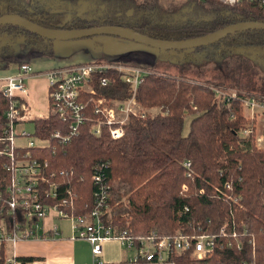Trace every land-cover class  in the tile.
Returning <instances> with one entry per match:
<instances>
[{"label":"trees","instance_id":"1","mask_svg":"<svg viewBox=\"0 0 264 264\" xmlns=\"http://www.w3.org/2000/svg\"><path fill=\"white\" fill-rule=\"evenodd\" d=\"M25 1L0 0V15L17 13L46 28L123 25L170 41L204 36L238 22H264L260 0H243L235 5L191 0L197 10L211 9L210 19L160 14L157 0H96L108 6L101 20L92 25L78 15L68 20L64 12L20 8V2ZM3 35L23 39L29 48L46 55L54 53L53 40L19 26L0 25V38ZM250 47L264 51L263 29L235 32L212 45L189 49L184 61L173 65L174 72L167 71L168 64L161 69L155 63L145 68L136 92L125 81L123 71H104L107 86L100 84L101 74H96L93 86L98 96L127 100L135 93L145 116L131 115L124 125V135L113 139L108 125H102L100 135L94 134L96 117L90 103V121L63 143L53 133L66 131L67 124L51 106L49 118L38 120L34 132L47 144L18 148L16 160L30 151V159L43 164V190L49 184H58L57 198L48 199L49 203L67 198L62 208L70 214L88 216L97 204L95 193L105 186L108 198L103 220L117 233L127 229L135 238L151 233L158 237H174L177 233L214 237V253L205 263L186 251L172 256L175 264H264V146H257L256 118H249L244 106V99L253 96L264 103V73L248 56ZM16 52L14 45L0 44V69L16 62ZM210 58L214 63L205 66ZM208 75L215 80L207 79ZM229 87L237 93L233 95ZM90 96L84 93L82 99ZM11 104L12 98L0 91V134ZM154 107L157 112L153 114ZM187 118L190 129L185 133ZM247 130L248 135L244 133ZM3 162L10 160L0 157V188L5 192L13 172L4 169ZM96 176L101 177L99 181ZM125 197L126 206L122 202ZM108 206L112 208L110 218ZM5 220L10 221L8 217ZM5 249L0 247V264H7ZM18 261L44 264L34 257H18Z\"/></svg>","mask_w":264,"mask_h":264},{"label":"built area","instance_id":"2","mask_svg":"<svg viewBox=\"0 0 264 264\" xmlns=\"http://www.w3.org/2000/svg\"><path fill=\"white\" fill-rule=\"evenodd\" d=\"M228 5H235L243 0H221ZM264 5V0H260ZM129 68L126 63H109L105 61L94 63H80L48 72L49 98L52 108L59 118L67 124L66 131L56 130L53 136L60 142H69L78 135L80 126L90 121L91 115L87 112L90 103L93 104L95 125L94 134L100 135L102 125H108L110 135L118 139L124 135L125 120L131 115H142L141 107L134 95L127 100L109 99L98 96L97 89L93 86V78H99L102 86L108 85V78L102 75L108 69H117L124 72V79L129 83L134 92L142 81L145 69L134 66ZM30 63H22L19 72L10 75L0 83V91L5 97L12 98V104L5 113L6 123L0 134V157L6 156L10 162H3L4 169L13 172L12 182L5 192L0 188V247L5 246L7 264H19L16 246L21 241L42 238L40 230L44 229L43 222L51 215L66 218L72 221L71 229L73 238L85 239L92 246L93 262L85 264H175L171 261L173 255L192 251V257L204 262L216 247L214 237L201 234L197 237L177 233L174 237H158L157 233L135 238L127 229L119 231L103 220V210L107 206V188L95 193L97 204L90 214L75 215L66 212L62 206L68 203L64 198L59 203L50 204L48 199L57 198L58 184L52 183L48 188L42 176L43 164L30 159V151H26L22 158L16 160V151L19 149L44 146L42 141L34 134L21 127V123L28 119V104L23 100L27 92L25 81L33 74ZM84 93L91 96L83 100ZM249 98L244 99V103ZM49 118V117H48ZM5 144V146H4ZM47 162L44 166H47ZM54 176V174H52ZM100 176H96L99 181ZM69 196L72 195L71 191ZM70 203L72 198L69 199ZM107 209V207H106ZM9 218L7 223L5 220ZM225 227V226H224ZM52 231L60 234L57 225ZM117 239L132 253L127 260L121 262H108L103 259V243L105 240ZM205 263V262H204Z\"/></svg>","mask_w":264,"mask_h":264},{"label":"rangeland","instance_id":"3","mask_svg":"<svg viewBox=\"0 0 264 264\" xmlns=\"http://www.w3.org/2000/svg\"><path fill=\"white\" fill-rule=\"evenodd\" d=\"M219 1L222 2L221 0ZM157 2L159 4V9L161 12L160 14H169L170 12V14L176 17H194L198 19H210L212 17L211 9L197 10V8L195 9V5L191 4V2H193L191 0H157ZM222 3L228 5L224 2ZM107 6L108 3H102L101 1L96 2V0H26L25 2H20V8L28 7L31 9H35L36 7H43L47 11L49 10L52 12H64L68 17V20H70L72 15H78V17L85 19L90 25L101 20L102 16L106 12L105 8ZM196 7H198V4H196ZM14 40H16L17 42ZM0 44L14 45L18 49V52H16V54H18V56L21 55L22 58H24L25 54L29 51L32 55L35 56L34 58H36V56L38 55H41L44 62L37 63V61L33 60V63L35 64L36 69L40 70L42 73H47L55 69L75 65L73 63H94L98 61L99 58L103 57L104 53L110 55L107 56V59H104L103 61L109 60V62H114V60L110 59V57H113L114 59L117 58L116 61H123L128 64L129 68H133L130 66H134L139 69L152 67L155 63L158 64L161 69H163V66L168 64L169 66L167 67V71L174 72L175 70L173 68V65L184 61L185 52L190 51L156 50L134 41L104 35L87 37L71 41L54 40V56H48L42 50L30 49L27 45H24L26 43L23 41V39L21 41L20 38L15 39L10 35H3L0 38ZM255 48L258 47L247 48L251 49L249 52H247V54L253 59L260 71L264 73V51L263 49ZM199 56L200 55L197 54V64H200ZM205 60L206 59H203L202 63H204ZM213 63L214 58H210V61L204 65L209 66ZM13 64H11L13 65L12 68L8 65L3 66L0 69V83L9 75L17 73V65H15V63ZM197 77L202 79V76L200 75H197ZM207 79L215 80L213 75H208ZM229 91H231L233 95L237 93V90L235 88L229 87ZM258 92L259 91H257V93ZM247 100L248 102L246 104L244 103L245 113L249 118H256L257 146H264V140H260V138H263L264 130V103L258 101L257 98L254 96ZM147 110L148 109H145V111L143 112H146ZM151 110V112L154 114L157 112V107H154ZM128 121L129 119H126L125 123L127 124ZM189 125L190 119L187 118L185 124V133L189 132ZM27 128V130L33 133V131L35 130V125L33 123H30ZM244 133L248 135L250 133V130H247ZM122 202H124L125 206L127 205L126 197L122 200ZM107 212L108 218L112 217L111 206H108ZM63 219L64 220L59 222V225L62 227L63 233H65V237H67L66 235H69V230L70 226L72 225V221L67 220L66 218ZM177 232H180V230H177Z\"/></svg>","mask_w":264,"mask_h":264},{"label":"crops","instance_id":"4","mask_svg":"<svg viewBox=\"0 0 264 264\" xmlns=\"http://www.w3.org/2000/svg\"><path fill=\"white\" fill-rule=\"evenodd\" d=\"M109 55L110 54L104 53V56L99 58L98 61L100 62L104 59H107V56ZM48 56H54V53L53 55ZM34 57L35 56L32 55L30 51L25 54L24 58H22L21 55L18 56L17 54V60L15 62V65H17L16 72H19L20 66L24 62L30 63L34 70L33 74L27 77L25 81L27 92L25 93V96H22L23 100H25L28 104V120L24 123H21V127L26 129H28L27 127L30 125V123L35 125L38 120L47 119L51 110V102L49 98V77L47 75L48 72L42 73L40 70L36 69L33 60L37 61V63H43L44 60L42 59L41 55L36 56V58ZM110 59L114 61L117 60V58L114 59L113 57H110ZM13 65H10L9 67L12 68ZM262 139L263 138H260V140ZM60 221L62 220L55 214H51L43 222L44 229L40 230L42 238L25 240L18 243L16 246L17 256L42 259L44 264L92 263L94 258L90 242L85 239L73 238L71 226L69 235H66L67 237H65V233H63V229L59 225ZM55 225H57L60 229L59 235H56L52 231ZM130 256H132V253L124 247L121 241L117 239H109L104 241V260L108 262H121L127 260Z\"/></svg>","mask_w":264,"mask_h":264},{"label":"water","instance_id":"5","mask_svg":"<svg viewBox=\"0 0 264 264\" xmlns=\"http://www.w3.org/2000/svg\"><path fill=\"white\" fill-rule=\"evenodd\" d=\"M0 25L19 26L31 33L37 34L38 36L53 41H71L87 37L104 35L119 37L122 39L137 42L139 44L145 45L156 50L166 51H181L205 47L212 45L213 43L235 32L250 29L264 30V22L246 21L231 24L223 29L209 33L204 36L189 38L185 40L170 41L152 38L148 35L142 34L132 28L123 25L102 24L85 28L73 29L46 28L17 13H5L0 15Z\"/></svg>","mask_w":264,"mask_h":264}]
</instances>
